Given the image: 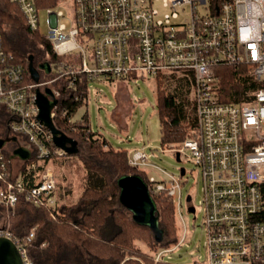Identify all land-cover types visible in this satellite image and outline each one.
Listing matches in <instances>:
<instances>
[{
  "label": "built area",
  "instance_id": "built-area-1",
  "mask_svg": "<svg viewBox=\"0 0 264 264\" xmlns=\"http://www.w3.org/2000/svg\"><path fill=\"white\" fill-rule=\"evenodd\" d=\"M9 1L19 7L30 30H41L39 14L46 11V37L59 55H78L80 70L89 80L193 73L199 136L188 137L173 151L190 157L203 178L200 202L208 250L204 264H264V88L247 102H222L215 73L220 65L248 66L257 80H264V0H163L169 11L162 18L157 16L158 0ZM62 2L67 10L55 9ZM186 8L189 16L178 20ZM4 44L0 31V110L6 112L8 129L7 142L0 148V204L14 208L25 196L53 213L58 203L56 176L47 166L32 170L66 153L39 118L36 104L37 87L54 89L55 79L27 81L23 62ZM13 137L18 139L11 153L26 147L31 152L27 160L4 152ZM131 153V166H156L150 160L154 153ZM15 159L17 168L27 165L18 175ZM159 169L166 177L148 176L150 191L167 195L180 211L187 170L177 176ZM191 205L192 196L187 199ZM183 235L171 249L158 250L155 261L183 244L186 232ZM0 236L13 239L25 264H32L27 243L34 230L25 241L8 226L0 227Z\"/></svg>",
  "mask_w": 264,
  "mask_h": 264
},
{
  "label": "trees",
  "instance_id": "trees-1",
  "mask_svg": "<svg viewBox=\"0 0 264 264\" xmlns=\"http://www.w3.org/2000/svg\"><path fill=\"white\" fill-rule=\"evenodd\" d=\"M22 15L15 3L0 0V31L4 45L14 52L18 61L23 62L27 81H33L28 72L31 55L36 67L40 63L51 64L49 74L55 79L52 85L59 93L53 110L54 122L67 136L78 140V150L62 157L78 158L84 166L82 193L75 204L60 202L70 195L71 189L58 185L55 216L51 215L50 209L33 204L25 196H21L12 209L17 214H24L12 226L15 234L25 238L34 229V237L27 243L33 264H177L165 258L155 261V254H152L160 249H171L179 242L175 203L163 193H153L164 230L162 241H157L150 227L133 219L132 213L119 199L120 189L116 181L124 173H140L147 181V173L130 165L127 149L113 147L102 133L94 132L87 113L80 120L73 119L89 94V77L80 70L81 59L76 54L59 55L45 33L30 30ZM215 73L222 102L244 103L251 99L253 92L264 88V80H257L248 66L220 65L215 68ZM171 75L172 78L176 76ZM158 77L161 144L163 148L171 149L188 137L199 136L195 102L193 98L192 102L188 101L193 91L194 75L174 78L176 84L172 91L162 78L164 73ZM3 127L7 129V123L0 124V132ZM53 159L58 161L54 156L32 171L36 173V170L44 169ZM26 167L25 162L21 169L26 170ZM29 181L33 183L32 178ZM3 210L0 204V217ZM138 242L145 244L151 252L142 249ZM193 264L204 263L196 261Z\"/></svg>",
  "mask_w": 264,
  "mask_h": 264
},
{
  "label": "rangeland",
  "instance_id": "rangeland-1",
  "mask_svg": "<svg viewBox=\"0 0 264 264\" xmlns=\"http://www.w3.org/2000/svg\"><path fill=\"white\" fill-rule=\"evenodd\" d=\"M155 7L158 9L157 16L159 18L164 17L169 11V8L164 5L163 0L156 1ZM55 9H62V11L67 10L63 2L61 6H56ZM189 12V8H186L183 12L184 14L180 15L178 20L189 16ZM39 15L42 21L41 30L45 31L48 13L42 11ZM63 20L65 21L66 18H63ZM42 74V78L52 79L51 74L45 72ZM171 74H175L176 76L174 78L178 79L184 76L185 73L170 72L164 74L162 78L167 82L169 90L172 91L175 87L176 79L172 78ZM190 74L191 73L188 72L186 75L190 76ZM158 78L157 76H138L137 79L124 78L108 81L105 79L89 80V94L87 100L85 104L78 109L73 119L80 120L82 116L87 113L89 115L91 129L94 132L102 133L109 139V143L113 147H122L124 150L127 149L129 156H131V152L135 150L139 151V149L145 150L147 153H154L150 160L156 166H148L143 169L149 177L157 179L166 177L159 168L165 169L177 176L181 175V167L187 170V173L182 177V207L180 211L177 209L176 221L180 239H184V235L182 236L184 232H186V239L183 244L175 250L167 252L164 256L167 261L177 264H193L196 261L205 263L208 260V250L205 245L207 229L203 221L205 211L200 202L203 198V178L199 167L190 157L183 154L180 159L177 158L173 151L177 146L171 149L162 147L161 123L157 106V86L160 79ZM192 98L193 91L189 94L188 101L192 102ZM5 119L6 112L0 110V124L6 123ZM7 134L8 129L3 127L0 136H6L7 138ZM11 148L12 143L11 140H9L8 145L4 148V152L8 157L12 155ZM63 158L64 157H58V161L54 159L49 160L46 166L53 170L58 185L71 189L70 195L68 194L67 197L62 200L59 199L60 202L71 205L78 201L82 193L84 166L83 162L78 158L70 160ZM12 163L15 168L14 175H18L21 168H17L19 162L15 159ZM189 194L192 196L194 202L193 210H190L187 206V197ZM2 206L4 210L0 217V227L8 226L12 230V226L19 222L24 217V214H17V212L12 210L13 207ZM51 215L55 216L53 213H51ZM27 237H22V239L24 241L28 240ZM138 245L141 246L142 249L151 252L142 242H138ZM152 254L156 253L152 252Z\"/></svg>",
  "mask_w": 264,
  "mask_h": 264
},
{
  "label": "water",
  "instance_id": "water-1",
  "mask_svg": "<svg viewBox=\"0 0 264 264\" xmlns=\"http://www.w3.org/2000/svg\"><path fill=\"white\" fill-rule=\"evenodd\" d=\"M33 55L29 63V71L35 82H40L41 70L45 73H51L50 63H40L37 67L34 64ZM58 103L52 86H46L43 90L37 87L36 104L39 107V118L43 120L53 133L55 144L66 153H74L78 150V140L61 131L55 124L53 118V109ZM16 140V137H13ZM7 142V138L0 137V148ZM30 150L23 146H18L13 150L11 158L19 157L27 160L30 156ZM177 158L180 159V153L177 152ZM185 173V168L181 167V174ZM117 184L120 189L119 199L126 206L133 216V219L140 225L148 226L154 232L157 241L164 239V230L160 225L158 214V205L154 195L151 193L148 182L140 173H124L117 178ZM190 201L191 196L187 197ZM194 206L189 209L193 210ZM0 264H25L23 256L13 239L7 236H0Z\"/></svg>",
  "mask_w": 264,
  "mask_h": 264
},
{
  "label": "flooded vegetation",
  "instance_id": "flooded-vegetation-1",
  "mask_svg": "<svg viewBox=\"0 0 264 264\" xmlns=\"http://www.w3.org/2000/svg\"><path fill=\"white\" fill-rule=\"evenodd\" d=\"M42 73H43V70H41V75L43 76V74H42ZM11 143H12V148H13V147H14V145L16 144V142H14V141H13V142H11ZM193 203H194V202H193ZM191 206H192V205H191ZM189 207H190V206H189Z\"/></svg>",
  "mask_w": 264,
  "mask_h": 264
},
{
  "label": "crops",
  "instance_id": "crops-1",
  "mask_svg": "<svg viewBox=\"0 0 264 264\" xmlns=\"http://www.w3.org/2000/svg\"><path fill=\"white\" fill-rule=\"evenodd\" d=\"M17 139H18V138H17ZM17 139H16V140H17ZM16 140H14V142H16Z\"/></svg>",
  "mask_w": 264,
  "mask_h": 264
}]
</instances>
